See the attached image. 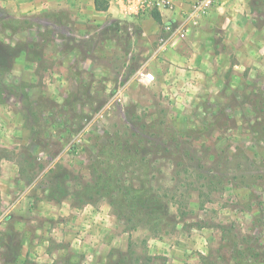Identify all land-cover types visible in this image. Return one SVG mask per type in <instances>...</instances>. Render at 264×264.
I'll return each instance as SVG.
<instances>
[{
    "label": "rangeland",
    "instance_id": "1",
    "mask_svg": "<svg viewBox=\"0 0 264 264\" xmlns=\"http://www.w3.org/2000/svg\"><path fill=\"white\" fill-rule=\"evenodd\" d=\"M254 9L264 28V7ZM121 26L0 11L7 65L26 64L0 98L31 131L27 187L99 219L105 209L129 233L128 249L99 264H224L218 251L264 264V72L176 105L164 87L138 81L149 56Z\"/></svg>",
    "mask_w": 264,
    "mask_h": 264
},
{
    "label": "crops",
    "instance_id": "2",
    "mask_svg": "<svg viewBox=\"0 0 264 264\" xmlns=\"http://www.w3.org/2000/svg\"><path fill=\"white\" fill-rule=\"evenodd\" d=\"M95 1L0 0V11L9 18L42 15L61 21L67 19L79 28L118 22L123 25L119 27L120 33L149 56L146 64L151 67L154 84L164 87L176 105L208 94L214 98L218 92H227L233 83L244 80V76L264 72V28L257 24L249 0H219L198 26L188 30L184 39L171 38L160 53L157 45L159 38L166 34L163 27L179 24L180 14L189 8L191 0H168L173 10L154 11L159 21L153 18V12L136 17L123 16L118 0H101L105 10H97ZM23 58L19 56L13 67L9 66V71L1 74V86L13 82L16 64L26 67ZM32 63L27 59V69ZM2 97L0 231L17 232L20 246L13 262L0 264H25L27 261L99 264L100 258L109 256L113 249L125 252L130 235L106 216L105 209L103 219H99L94 212L86 215L84 208L66 202H47L41 193L27 187L21 163L27 157L25 151L31 141V131L22 111ZM180 251L173 255L182 258L185 252ZM172 259L173 263L178 260Z\"/></svg>",
    "mask_w": 264,
    "mask_h": 264
},
{
    "label": "built area",
    "instance_id": "3",
    "mask_svg": "<svg viewBox=\"0 0 264 264\" xmlns=\"http://www.w3.org/2000/svg\"><path fill=\"white\" fill-rule=\"evenodd\" d=\"M120 12L125 17H136L143 14H150L154 11L173 10L168 0H118ZM219 0H191L187 10L180 14V23L165 25L163 30L165 36L158 40L157 52L165 50L171 38L184 39L191 27H196L200 21L207 16L209 11L218 4ZM137 79L140 83L151 84L155 77L150 72L139 71Z\"/></svg>",
    "mask_w": 264,
    "mask_h": 264
},
{
    "label": "trees",
    "instance_id": "4",
    "mask_svg": "<svg viewBox=\"0 0 264 264\" xmlns=\"http://www.w3.org/2000/svg\"><path fill=\"white\" fill-rule=\"evenodd\" d=\"M249 5H250L251 10L255 11L254 9L255 5L259 7H264V0H249ZM95 7L97 10H105V6L101 4V0L95 1ZM152 16L155 20L159 21V18L156 12H153ZM0 58L2 59L1 61L4 64L3 68L0 67V73H3V72L8 71L9 69V66L7 65V63H9V57L1 50V48H0ZM125 195H127L128 199L130 197L132 200H134V197H131V194L127 193ZM51 199L54 200L53 197ZM19 246H20V239H19V235L17 232H14L13 230L0 231V262H4V263L13 262L18 256ZM217 253H218L217 259L221 261V263L224 262V264H241L239 253H236V254L231 253L230 257L229 256L227 257L226 255H224L225 253H223L222 251H218ZM212 257L213 256H209L207 258V257L202 256L200 264H210L207 260ZM214 264H219V263L217 261H214Z\"/></svg>",
    "mask_w": 264,
    "mask_h": 264
}]
</instances>
